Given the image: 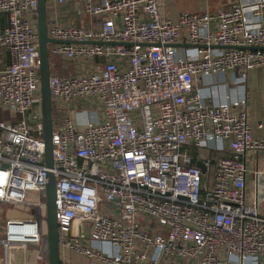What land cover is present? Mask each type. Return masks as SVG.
Here are the masks:
<instances>
[{
    "label": "built area",
    "instance_id": "2783aa9c",
    "mask_svg": "<svg viewBox=\"0 0 264 264\" xmlns=\"http://www.w3.org/2000/svg\"><path fill=\"white\" fill-rule=\"evenodd\" d=\"M76 4L88 21L63 22L60 8ZM50 5L48 36L58 42L50 60L76 68L50 75L53 169L38 0H0V50L10 57L0 68V116L8 117L0 119V204L46 216L52 172L60 247L89 264H264V112L255 136L245 95L208 102L198 87L213 77L244 88L249 72L264 70V0L176 19L158 0ZM41 239L36 220L8 222L4 264H13L11 250Z\"/></svg>",
    "mask_w": 264,
    "mask_h": 264
},
{
    "label": "crops",
    "instance_id": "0c3cea01",
    "mask_svg": "<svg viewBox=\"0 0 264 264\" xmlns=\"http://www.w3.org/2000/svg\"><path fill=\"white\" fill-rule=\"evenodd\" d=\"M229 5V4H228ZM228 7V6H227ZM219 10V9H218ZM60 11L64 14L62 21L65 23H70L74 25L83 24L86 20L80 19L75 11L73 6H66L60 8ZM196 12L203 13L204 11H189L184 10L177 13L175 16H170L169 12H160L169 16L172 19H176L179 14L182 12ZM217 11V10H216ZM216 11H208V12H216ZM0 21L3 22L4 18H1ZM3 24V23H2ZM2 27L4 26L1 25ZM62 61V60H61ZM63 62V61H62ZM10 63L9 54L3 50H0V68H5ZM63 64H65L63 62ZM69 65V64H67ZM72 66V65H69ZM73 67V66H72ZM72 67L67 68L66 71H71ZM75 72V69L73 70ZM74 74V73H71ZM70 74V75H71ZM61 76H69V75H61ZM222 81L221 78H219ZM222 85L217 83V78L213 77H205L199 83V88L201 89L203 97L209 102L211 100H221L227 94H231L234 97H243L244 95L248 100V110L250 114V122L252 124L253 133L255 136H261L263 133L257 129V124L263 116L264 112V70H253L249 72L247 82L245 87L243 88L240 84H227L224 87H220ZM259 168L264 169V160H260L258 164ZM256 169V166H252V172ZM249 187L255 189V177L252 176L249 181ZM258 188L260 191V195L264 196V178L258 179ZM21 208L24 206H8L0 204V240H3L6 237V225L10 221H27V220H36L39 224V229L41 233V243L38 245L26 244L23 248H15L10 251V258L13 264H50V253L48 247V239H47V222L46 216L40 213L34 217L31 214H26L25 212H21ZM30 213H32L29 210ZM5 255L4 248L0 244V264H4ZM60 260L67 261L69 264H89V259L74 252H71L63 247H60ZM96 264H104L102 262H97Z\"/></svg>",
    "mask_w": 264,
    "mask_h": 264
},
{
    "label": "water",
    "instance_id": "95a60500",
    "mask_svg": "<svg viewBox=\"0 0 264 264\" xmlns=\"http://www.w3.org/2000/svg\"><path fill=\"white\" fill-rule=\"evenodd\" d=\"M38 26V44H39V74L41 78V98H42V115L44 129V145H45V165L48 169H53V123H52V100L50 94L49 80L51 75L49 45L58 42L52 40L48 36V8L47 0H38L37 13ZM180 47V46H179ZM183 47V46H182ZM186 47V46H184ZM254 49V48H251ZM249 50V49H247ZM97 63L104 64L105 60L96 58ZM202 173L206 172V168L202 162H197ZM46 222H47V239L50 253V264H61L60 260V243L58 223L56 220L57 196H56V178L52 172L48 173L46 185Z\"/></svg>",
    "mask_w": 264,
    "mask_h": 264
},
{
    "label": "rangeland",
    "instance_id": "374dc122",
    "mask_svg": "<svg viewBox=\"0 0 264 264\" xmlns=\"http://www.w3.org/2000/svg\"><path fill=\"white\" fill-rule=\"evenodd\" d=\"M159 4V9L162 10L163 12H169L171 15L170 16H175L177 13L184 11V10H189V11H216L218 9H225L227 8L229 4V0H158ZM74 11H76L79 8V5H73ZM50 13H51V5L50 8L48 7V21L50 18ZM85 20L88 21V19L85 18ZM81 25V24H79ZM52 44H50L51 47ZM52 64L54 65V68H52L51 73H55L57 75H70L71 73L76 72V68L69 66L67 64H63L61 59L55 58L51 59ZM72 67V69H75V72L72 71H66L67 68ZM0 119H8L7 116H0ZM264 199V196H262ZM29 199L32 201H37L39 197L35 193H31L29 195ZM21 212H25L26 214H31L32 216H36V212H29V208L24 206V208L20 209Z\"/></svg>",
    "mask_w": 264,
    "mask_h": 264
},
{
    "label": "trees",
    "instance_id": "16d2710c",
    "mask_svg": "<svg viewBox=\"0 0 264 264\" xmlns=\"http://www.w3.org/2000/svg\"><path fill=\"white\" fill-rule=\"evenodd\" d=\"M1 18H4V16H2ZM2 21V20H1ZM4 21H5V18L3 19V22L2 23H4Z\"/></svg>",
    "mask_w": 264,
    "mask_h": 264
}]
</instances>
